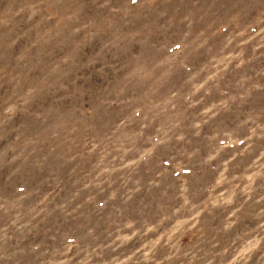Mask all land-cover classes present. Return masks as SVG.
<instances>
[{
    "label": "rangeland",
    "instance_id": "1",
    "mask_svg": "<svg viewBox=\"0 0 264 264\" xmlns=\"http://www.w3.org/2000/svg\"><path fill=\"white\" fill-rule=\"evenodd\" d=\"M0 264H264V0H0Z\"/></svg>",
    "mask_w": 264,
    "mask_h": 264
}]
</instances>
